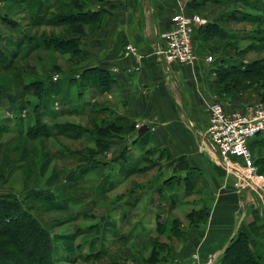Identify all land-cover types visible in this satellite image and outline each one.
Listing matches in <instances>:
<instances>
[{
	"label": "crops",
	"instance_id": "crops-1",
	"mask_svg": "<svg viewBox=\"0 0 264 264\" xmlns=\"http://www.w3.org/2000/svg\"><path fill=\"white\" fill-rule=\"evenodd\" d=\"M5 2L0 0V33L3 34L9 29L2 19L5 14L9 17L2 6ZM228 7L212 0H102L91 5L92 9H105L99 28L82 46L85 53L80 66L106 69L114 79L108 91L94 90V97L88 94L87 101L100 103L106 98L105 115L111 119L121 117L126 125L133 127L111 143L107 154L111 158L116 154L110 163L111 172L118 166L127 169V178L151 173L145 185L131 189L136 192L133 194L138 202H147L148 227L153 225L154 205L161 189L164 195L186 196L172 210L190 202L191 209H206L204 219L191 223L185 219L181 223L187 231L177 241L175 259H186L192 251H197L202 258L213 257L217 264L231 239L244 231L251 246H257L263 253L264 261V196L245 183L241 186L234 175H227L217 153L209 152L204 142L213 99H220L226 112L241 110L249 103H264L262 87L254 84L248 89L228 92L225 99L219 98L215 93L217 75L211 71V62L206 57L218 56L216 51L210 53L208 42L220 47L217 53L223 46L217 36L209 38V34H200L197 27L193 63L167 62L155 54V46L162 41L160 34L171 28V19L179 10L199 12L208 22L230 32L242 22L225 18ZM128 43L135 46L136 54L124 55ZM249 56L242 58L245 63L250 61ZM225 57L236 59V55ZM137 66H140L138 71ZM145 125L147 129L138 135V129ZM249 142L254 162L257 158L264 159V133ZM260 165L254 163L257 176L263 174L258 169ZM168 178L177 179L174 188L162 186ZM125 180L122 178L120 184ZM164 261L167 260L160 256L151 264H165Z\"/></svg>",
	"mask_w": 264,
	"mask_h": 264
},
{
	"label": "trees",
	"instance_id": "trees-1",
	"mask_svg": "<svg viewBox=\"0 0 264 264\" xmlns=\"http://www.w3.org/2000/svg\"><path fill=\"white\" fill-rule=\"evenodd\" d=\"M102 0H76L74 2V8L70 14L64 15L55 13V8L65 2V0H39L35 4L36 13V23L41 24V19H44V24H53L54 26H60L66 28L69 33H75L76 35L72 38L63 36H50L46 35L40 37L34 34H29L26 30L19 31V22L8 17L7 14L3 15L2 19L6 20L8 24V30H16V34L0 33V70H4L13 65L16 62L17 57L23 54H28L32 50L41 48L44 50H53L58 53H66L72 55L74 58L80 55L76 61L75 66L67 76V83L58 80V75L56 79L45 72L42 76L32 74L31 78L24 79L23 82H18L17 86L12 87H1L0 89V106L3 105V100H7V110L4 113V117L0 114V134L6 133L9 130H15V136H20L23 138H32L35 136L49 137L53 134L67 135L72 138H80L83 129L81 127L74 126L68 123L61 125L59 121L47 122L46 116L48 117L49 110L53 113V116L64 113H57L55 110L51 109L57 101L64 108H68L70 105L68 87L64 88V85H78L79 92L77 97L82 99L87 90L89 94L94 97V92L97 90L103 93L104 90L108 91L113 84V77L108 70L100 67H85L80 66L82 58L84 56V50L82 47L81 39L84 34L83 27L90 26L91 28H96L101 22L102 16L104 14L103 8L92 9L91 5L93 3L100 2ZM214 2H219L227 6H234L232 10L228 11L225 18L230 22H245L255 24V32L250 33V37L246 38L251 42L248 47L241 49L239 54L236 55V59H227L224 54V50L221 49L220 54L216 58L212 57L211 60V71L217 75V87L219 90L225 93H230L233 91H240L245 88H250L254 84L262 87V95L264 96V57L253 58L252 61L244 62L243 57L247 54H251L257 49V43L264 40V32L262 31L264 25V0H212ZM88 5L85 8V5ZM241 6L243 9L238 8ZM189 14H194L193 11L188 10ZM199 33L209 34L208 37L217 36V40H226L227 44H232L228 42L229 39L240 38L235 37L234 31L223 30L218 24L210 21L200 26H197ZM77 30V32H74ZM260 33V34H257ZM195 30L193 32V38ZM228 39V40H227ZM223 42V44H224ZM225 46H227L225 44ZM223 48V47H222ZM226 48V47H225ZM228 48V46H227ZM263 49H258L260 52ZM226 52V51H225ZM80 67L82 69H80ZM18 77V76H16ZM26 80V81H25ZM95 90V91H94ZM7 91V93H5ZM97 93V92H96ZM18 99H24L23 103L18 102ZM39 100V101H38ZM85 101V100H84ZM83 102V101H82ZM98 102L86 103L89 107L88 110L94 114H101L105 112L106 107L102 106L98 110ZM56 105L53 107L55 108ZM83 105L75 107V109H67V112H73L81 114L84 112ZM30 114L31 116L25 114ZM55 114V115H54ZM31 118V119H30ZM124 120L120 118H112L104 115V118L100 122L94 121V128L97 132V137L95 136L92 140L96 150L90 152L87 156L82 157V152L71 151L69 154L75 157L78 161H84L85 163L80 166L78 172L76 170H69L64 180L67 181L65 184L68 187L77 185L79 181L83 180L88 174H93L98 180H95V188L88 193V195H77L75 196V202L80 204L81 210L78 212L79 219L88 220L89 223L84 228L77 227L76 235H72L68 238L70 243L75 240L78 235L86 236L89 238L88 245L86 247L89 252L84 254L83 258L85 260H100L101 256H104L107 246L110 242L123 243L128 240H144L150 239L154 234H160L163 232L164 228H170L171 235L175 239L180 238L181 235L186 234V231L181 227V223L177 222H167V216H164L162 220V211L164 209L172 210L179 198V195H164L162 194V189L160 191L161 196L156 199L154 205L155 213L154 227H148V217L147 216V205H144V212L141 214L139 212L138 218L135 223H129L128 219L134 217V213L129 212L137 206L138 199L133 190L128 193L124 199V194H119L114 197L113 200L109 199V204H113L103 215L102 212L105 210L104 207L98 206L102 199L108 195L109 192L117 190V186L120 184L122 178L126 177L127 169H121L124 176L109 177L105 173H99L98 169L103 162L96 158L95 154L101 153L102 151L107 152L110 149L111 143L116 138L127 132L133 127L126 125ZM14 122V123H12ZM15 124V125H14ZM57 129V130H56ZM70 129L74 132H70ZM57 132V133H55ZM74 134V136L72 135ZM99 136V137H98ZM250 148V145H249ZM147 151V150H146ZM147 151L146 153H148ZM99 155V154H98ZM256 165L261 164L258 169L264 173V159L257 158L254 162ZM88 164V165H87ZM121 167H119L120 169ZM137 170L143 169L135 167ZM3 176L0 175V181H3ZM177 181L175 178H168L163 182L164 187L167 189L174 188V183ZM73 186V187H74ZM47 193L49 190L47 189ZM43 190L34 191L32 194H14L6 193L0 194V264H57L62 261H69L70 263H75L78 258H82L80 247L78 243L72 249L71 246L61 255L54 257L57 253V245L55 244L60 240L58 237L53 236L50 231L42 224V222L31 213L32 204L27 201L29 196L34 197L33 199H38L41 196ZM118 194V193H117ZM49 199L53 200L51 192L48 193ZM109 196V195H108ZM88 200H86L87 198ZM186 197V196H184ZM43 201L44 198L41 197ZM168 200V204L167 201ZM82 201L83 204H82ZM181 201V200H180ZM54 202V201H53ZM166 203L163 204L162 203ZM54 206H57L54 204ZM153 208V209H154ZM99 215L96 216V212ZM166 213V212H165ZM207 212L205 208L191 209L187 212L186 218L188 222L198 221V219H204ZM105 217V221L101 224V220ZM73 218V217H71ZM120 218V221L114 219ZM81 220V221H82ZM127 223L130 225L128 227ZM58 238V240H57ZM63 239V237L61 236ZM22 239L21 241H19ZM232 241L227 245V247L222 252L219 264H264L263 253L259 252L257 246L252 247L248 234L244 231H239L236 236L231 239ZM97 244L98 248H97ZM154 247L151 248L150 258H148L147 264L157 262L159 260L160 251L165 250L166 254L161 256L165 260L175 259L177 256L175 254V249L167 246L165 243H154ZM96 250V251H95ZM168 251H171L168 255ZM76 252V256L74 254ZM145 261V260H143ZM141 260L140 263L144 264ZM146 263V262H145ZM165 263V261L163 262ZM111 264H116L112 261Z\"/></svg>",
	"mask_w": 264,
	"mask_h": 264
},
{
	"label": "rangeland",
	"instance_id": "rangeland-1",
	"mask_svg": "<svg viewBox=\"0 0 264 264\" xmlns=\"http://www.w3.org/2000/svg\"><path fill=\"white\" fill-rule=\"evenodd\" d=\"M5 1L6 2L3 3L2 6L9 12L8 14L11 19L19 22V31L23 29V31L26 30L29 34H34L40 37H44L46 35H54L72 38L76 35L75 33L72 34L66 31V28L54 26L53 24H44V19H46V17H43L41 19V24H37L35 19L36 13L34 6L39 0ZM75 1L76 0H65V2L55 8V13H59L61 15L70 14L74 8ZM86 1L88 4V0ZM87 4L85 5V8L88 6ZM224 6L227 7V5ZM220 7L221 6H215L216 9H220ZM233 7L230 6L228 7V9L232 10ZM215 8L212 7L213 10ZM195 13L201 15L199 12L195 11ZM262 26L264 28V25ZM254 27L255 24H247L245 22L237 24L236 27L233 26L235 37L239 36L240 38L229 39L228 42L230 43L231 41H233L232 44H227L226 42H224L226 40L223 39L219 40L220 43H222L221 45L223 46L222 49L224 50V54L228 52V54L225 55H238L241 49H245L246 47H248L247 45H249L251 42H249V40L246 38L250 37V33L255 32ZM98 28L99 26H97L96 28H91L90 26L85 25L83 27L84 34H82L83 37L81 39L82 46H84L83 44H85V39H90L89 37L93 33H95ZM262 31L264 32V29H262ZM74 32H77V30H75ZM13 33L14 32H12V34ZM257 34L260 33L257 32ZM208 43V47H210V53L216 51V55H219V53H217V50H219L218 48L220 47H216V44H213V42ZM225 44L228 46V48L227 46H225ZM258 49L263 50L257 52ZM223 52H221L220 54H223ZM249 57L250 58L248 59H250L251 61L255 57H264V40L257 43V49L252 53V55L250 54ZM79 58H81L80 55L72 58V55L70 54L58 53L57 51L53 50H44L41 48H37L35 50H32L28 54H23L20 57H17L16 62H14L12 66L4 70H0V89L1 87L17 86L18 82H23L24 79L29 80L32 74L42 76L45 72H48V74L52 77L58 75L59 81L67 83V76L69 75L70 71L79 64H76V61ZM263 66L264 63L262 64V67ZM66 87H68V93L70 94L68 96L69 100H71L70 105L68 106V108H64L60 104V102L56 100L57 104L54 103L53 105V107L55 105L56 107H52L51 109L55 110L57 113L62 112V110H65V112H62L58 115L54 114V117L53 113H51L52 111L49 110V114L48 117L46 116V120L47 122L52 123L59 121L61 122V125H65V123L74 126L79 125L81 127L80 129H83V131L81 132L82 134L78 135L80 136V138L76 139L68 137L67 135H59L57 132H55L57 134H53L49 137H41L38 135L32 138H23L20 136L16 137L15 132H13L15 130H9L6 133L2 132L0 134V175H2L4 179L3 181H0V194H32V192H37L42 189L45 193H41L40 196L43 197L45 201H43L41 197L36 200L33 199L34 197L29 196V199H27L28 202L31 201L30 203L33 207L31 213H33L42 222V224L50 231L53 236H56L60 239L58 240L57 238V243L55 241L58 254L55 253L54 257L64 253L70 246L73 249L74 246L78 243L81 245L79 250L82 253V258H78L73 264H111L112 261H115L116 264H142L140 263L141 260H145L143 261V263L147 264L146 260L150 258L151 248L154 247V243H165L167 246L176 249L178 245L177 241L181 237L177 239H175L174 237H170L169 235H171L172 232L170 231V228H164L162 233L158 235L154 234L150 239H131L123 243H114V241L110 242L107 246L106 252L104 253L105 255L101 256L100 260H85L83 258L84 254L89 252V249L86 247V245H88V243L86 242H89L88 237L86 238V236L78 235L75 237V240L72 242V244L69 242L70 240L68 238H70L72 235H76L77 227H80L82 229L87 225V223H89L88 220L83 221L82 219H79V217L75 218V216L78 215V212L81 210V206L78 203L79 201L77 203L75 202V196L83 194L88 195V193L95 188V180H98V178H96L93 174L91 175L90 173V175L88 174L85 178H83V180L79 181L77 185H73L74 187L66 186L65 184L67 183V181L64 180V177L67 175V172L69 170H76L78 172L80 166L85 163L84 161H80L83 159H80L78 161L75 157H72L69 152H82L84 153L82 154V157L86 155V159H88L87 156L91 154L90 152L96 150V147L92 141L94 137H97L98 135L96 129L94 128V121L97 123L100 122V120L104 118L105 113L102 112L101 114H94L93 112L91 113L88 110L89 107L86 106V103H88L87 97L89 94V90L86 91V96L84 97L85 101H83L82 99H79L77 97V94L79 92L78 85L69 86L66 84L64 85V88ZM219 89L220 88H216L215 90V93L219 98L225 99L229 96L228 93L224 94ZM5 93H7V91ZM23 101L24 99H18V102L20 103H23ZM105 102L106 98H102V101L97 106L98 110H100L102 106H105ZM7 104L8 102L5 99L3 100V105L0 106V114L3 117L5 115L4 113L7 110ZM81 105L84 106L82 107L84 109L83 113L77 114L73 112H67V109H75V107ZM29 112L30 114H27V111L25 112V114L31 116L32 112ZM73 130L70 129L69 133L74 132ZM72 135L74 136V134ZM107 152L102 151L101 153H98L99 155L95 154L96 158L103 162V165H100L98 172L106 173V176L109 175V177H121L123 174L121 172V168L119 169L118 166L113 167V172H111L110 170V163L115 159L116 154L112 156L114 158H111L109 157ZM107 161L108 164H106ZM106 169L108 172H106ZM150 175L151 173L149 171L146 175L143 172L141 174L133 175L130 178H127L126 176V180L117 186V190L109 192V196H105L98 205L100 207L105 206V210L102 212V214L106 215V211L108 209H111V206L113 205L109 204V199L107 198H111L113 200V198L117 197L119 194H124L123 200H125L127 194L132 192L131 189H134L140 184L145 185V181L149 179ZM259 179H261L264 183V173L261 175V177H259ZM47 189L49 190V192H51L53 200L49 199V192H46ZM166 193L169 194V191H167ZM181 197L184 198V196H179V198H176L180 199ZM88 199L89 198H87L86 200ZM166 201L168 204L169 201ZM83 202L84 201H82V204ZM54 204H56L57 206H54ZM192 204L193 203L190 202L186 205H181V207L177 208L176 210L168 211V209H164V211H162V220L164 216H167L166 223L169 222L170 224L171 221H178L179 223L185 222V219H187V212H190ZM144 205H147V202L141 201L137 203V206L134 207L132 211L129 210V212L134 213V217H132V219H128L130 224L135 223L138 218L139 212H144ZM95 212L96 216H98L99 212ZM145 217L147 218L148 216ZM105 220L106 219L104 217V219L101 220L100 223L102 224ZM114 220L120 221L121 219L115 218ZM152 223L153 225L151 226L154 227V221H152ZM1 225L2 224H0V227ZM128 226L130 225L127 223L126 227ZM61 236L63 237V239L61 238ZM21 240L22 239H20L19 241ZM98 245L99 244L96 245L97 248ZM168 252L169 255L171 251ZM165 254V250L160 251L159 257ZM72 255L75 257L76 252H74V254L72 253ZM169 257L171 256L169 255ZM57 264L72 263H70L69 261H62L58 262Z\"/></svg>",
	"mask_w": 264,
	"mask_h": 264
},
{
	"label": "built area",
	"instance_id": "built-area-1",
	"mask_svg": "<svg viewBox=\"0 0 264 264\" xmlns=\"http://www.w3.org/2000/svg\"><path fill=\"white\" fill-rule=\"evenodd\" d=\"M171 21V28L160 34L162 41L155 46V54L167 62L193 63L196 58L193 32L197 26L208 23V19L181 9ZM124 50L125 56L136 54L135 46L131 43L126 44ZM211 60L212 56L206 57V61ZM135 70H140V66L135 67ZM208 116L204 136L208 151L217 153L220 166L227 175H234L241 186L245 183L258 195L264 196V183L259 179L261 176L254 174V160L249 148V141L257 134L264 133L263 101L246 104L241 110L226 112L223 104L213 99ZM165 264H215V260L210 256L202 258L197 251H192L186 259H173Z\"/></svg>",
	"mask_w": 264,
	"mask_h": 264
},
{
	"label": "water",
	"instance_id": "water-1",
	"mask_svg": "<svg viewBox=\"0 0 264 264\" xmlns=\"http://www.w3.org/2000/svg\"><path fill=\"white\" fill-rule=\"evenodd\" d=\"M146 129H147V126H146V125H145V126H142V127H140V128L138 129V131H137L138 135H141V134H143V132H144Z\"/></svg>",
	"mask_w": 264,
	"mask_h": 264
}]
</instances>
